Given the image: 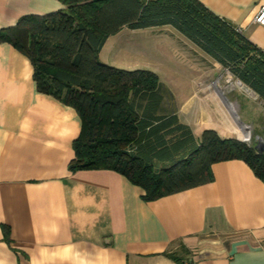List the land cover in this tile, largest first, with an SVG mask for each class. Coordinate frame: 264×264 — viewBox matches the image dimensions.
<instances>
[{
    "label": "crops",
    "instance_id": "1",
    "mask_svg": "<svg viewBox=\"0 0 264 264\" xmlns=\"http://www.w3.org/2000/svg\"><path fill=\"white\" fill-rule=\"evenodd\" d=\"M197 1L264 53V26L253 21L264 0ZM61 9L56 0H0V29ZM121 54L132 60L114 63ZM142 56L151 60L133 61ZM99 59L156 74L171 96L165 93V106L197 143L206 130L234 138L203 81L216 62L172 27L124 28ZM244 108L240 119L251 125L256 113ZM80 127L73 108L37 91L29 60L1 43L0 264H177L166 253H180L183 264H264V183L245 163L213 164L212 182L144 202L141 189L116 172H69Z\"/></svg>",
    "mask_w": 264,
    "mask_h": 264
},
{
    "label": "trees",
    "instance_id": "2",
    "mask_svg": "<svg viewBox=\"0 0 264 264\" xmlns=\"http://www.w3.org/2000/svg\"><path fill=\"white\" fill-rule=\"evenodd\" d=\"M63 9L25 15L0 29L33 68L37 91L75 110L80 132L72 144L71 173L109 170L152 202L212 182L211 166L239 160L264 183V153L206 130L199 143L164 104L156 74L107 66L106 41L122 29L170 26L264 102V53L197 0H56ZM158 167V168H157ZM9 243V230L2 226ZM183 264L178 253H166Z\"/></svg>",
    "mask_w": 264,
    "mask_h": 264
},
{
    "label": "rangeland",
    "instance_id": "3",
    "mask_svg": "<svg viewBox=\"0 0 264 264\" xmlns=\"http://www.w3.org/2000/svg\"><path fill=\"white\" fill-rule=\"evenodd\" d=\"M110 51L111 49L108 48ZM107 49V51H108ZM106 57L109 60V52L106 53ZM115 58V59H114ZM113 58V62H122V61H129L132 60V56H126L125 54L117 55ZM198 60L200 58H197ZM148 61L151 60L148 56L144 57H135L133 61ZM208 69H210V64L207 61L206 62ZM214 67L212 69V76H210V70L208 71V76L205 78L203 77V81L205 80L208 83H211L209 86L212 85V88L214 90L213 96L216 99V102L214 104L218 103L222 113L227 116L232 121H236L246 127L247 129L244 131H238L232 129V134L234 135V138L229 139H248L245 143L249 145H255L256 143L262 142V147H264V129H259L260 126L264 128V122L261 123V125L256 126L255 122L260 119L261 117H264V102L260 101L258 96H250L245 90L240 89L236 83H241L237 78H235L230 70L228 68L217 66L216 63H213ZM242 84V83H241ZM243 87H247L244 84H242ZM248 88V87H247ZM252 91V90H251ZM253 92V91H252ZM225 98L228 102L225 101ZM232 104H237L236 110L231 111L229 113L223 111V108H227L228 106ZM217 105V104H216ZM250 111V114L256 113L254 116L255 120L253 124H244L242 120L240 119V115L242 118H244V115L242 111L244 112L245 108ZM240 122H239V120ZM158 168V167H157ZM179 256L183 257L180 253H178Z\"/></svg>",
    "mask_w": 264,
    "mask_h": 264
},
{
    "label": "bare ground",
    "instance_id": "4",
    "mask_svg": "<svg viewBox=\"0 0 264 264\" xmlns=\"http://www.w3.org/2000/svg\"><path fill=\"white\" fill-rule=\"evenodd\" d=\"M236 85L242 89V90H245L250 96H254L253 93L251 91H247V89L245 87H243V85H241L239 82L236 83ZM236 107H237V104H232L230 106H228L227 108H223L222 110L229 113L231 111H234L236 110ZM226 119V118H225ZM230 123H231V127L232 129L234 130H238V131H244L246 130L247 128L244 127L243 125H241L240 123L236 122V121H232L230 119ZM225 126V125H224ZM228 130V129H227Z\"/></svg>",
    "mask_w": 264,
    "mask_h": 264
},
{
    "label": "built area",
    "instance_id": "5",
    "mask_svg": "<svg viewBox=\"0 0 264 264\" xmlns=\"http://www.w3.org/2000/svg\"><path fill=\"white\" fill-rule=\"evenodd\" d=\"M254 23L259 25V26H264V3H262L258 9V12L256 14V16L254 17ZM240 142H246L248 141V139H244V140H241L239 139ZM250 142V141H248ZM187 264H195V262H189Z\"/></svg>",
    "mask_w": 264,
    "mask_h": 264
},
{
    "label": "water",
    "instance_id": "6",
    "mask_svg": "<svg viewBox=\"0 0 264 264\" xmlns=\"http://www.w3.org/2000/svg\"><path fill=\"white\" fill-rule=\"evenodd\" d=\"M241 84V83H240ZM242 85V84H241ZM246 89H247V91H251L249 88H247V87H245ZM252 92V91H251ZM253 93V95L254 96H256V94L254 93V92H252ZM225 101L226 102H228L227 101V99L225 98ZM238 120H239V118H238ZM239 122H240V120H239ZM241 123V122H240ZM242 124V123H241ZM236 140H238V141H240L239 139H236ZM254 148L258 151V153H264V147H262V142H260V143H256L255 145H254Z\"/></svg>",
    "mask_w": 264,
    "mask_h": 264
}]
</instances>
